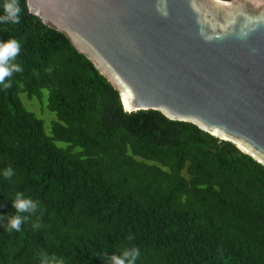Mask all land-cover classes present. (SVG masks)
<instances>
[{
  "label": "trees",
  "instance_id": "16d2710c",
  "mask_svg": "<svg viewBox=\"0 0 264 264\" xmlns=\"http://www.w3.org/2000/svg\"><path fill=\"white\" fill-rule=\"evenodd\" d=\"M19 4L21 23L0 24L23 68L0 86V215L17 214L18 192L40 210L19 231L0 219V264L41 253L106 264L131 247L136 264H264V167L190 123L124 113L93 65Z\"/></svg>",
  "mask_w": 264,
  "mask_h": 264
},
{
  "label": "water",
  "instance_id": "95a60500",
  "mask_svg": "<svg viewBox=\"0 0 264 264\" xmlns=\"http://www.w3.org/2000/svg\"><path fill=\"white\" fill-rule=\"evenodd\" d=\"M117 92L264 167V0H25Z\"/></svg>",
  "mask_w": 264,
  "mask_h": 264
},
{
  "label": "clouds",
  "instance_id": "9594fccd",
  "mask_svg": "<svg viewBox=\"0 0 264 264\" xmlns=\"http://www.w3.org/2000/svg\"><path fill=\"white\" fill-rule=\"evenodd\" d=\"M23 9L20 7L19 0H4L3 14L0 15V24L12 25L16 27L21 23ZM21 52V43L15 38H10L6 41H0V86L8 89L12 85L9 82L14 73L23 71V68L15 63ZM15 175L14 169L9 166L3 172L6 180H11ZM13 206L17 210L16 215H0V219L6 220V230L12 232L19 231L22 222L28 219L27 216L21 215L28 213L35 215L40 210V202L31 198H26L22 192L16 193L15 199H12ZM34 229H39V223H33ZM134 237L130 234L128 239ZM140 257V250L136 247L126 248L119 255H111L106 264H136ZM41 264H64L62 258L47 253L40 254Z\"/></svg>",
  "mask_w": 264,
  "mask_h": 264
}]
</instances>
